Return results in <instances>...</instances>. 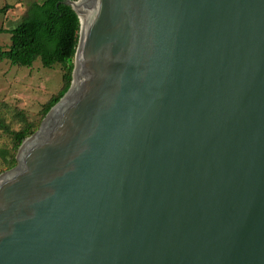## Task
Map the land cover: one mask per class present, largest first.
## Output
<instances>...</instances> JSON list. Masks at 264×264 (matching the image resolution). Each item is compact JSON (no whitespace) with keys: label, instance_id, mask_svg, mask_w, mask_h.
<instances>
[{"label":"water","instance_id":"water-1","mask_svg":"<svg viewBox=\"0 0 264 264\" xmlns=\"http://www.w3.org/2000/svg\"><path fill=\"white\" fill-rule=\"evenodd\" d=\"M68 89L0 174V264H264V0H64Z\"/></svg>","mask_w":264,"mask_h":264},{"label":"trees","instance_id":"trees-1","mask_svg":"<svg viewBox=\"0 0 264 264\" xmlns=\"http://www.w3.org/2000/svg\"><path fill=\"white\" fill-rule=\"evenodd\" d=\"M6 7L7 5L0 8V12ZM79 27L77 14L69 4L64 3V0L31 1L20 22L12 27L0 26V33H10V45L5 49L0 48V61L6 59L13 65L31 66L39 57L45 67L59 63L63 68V84L44 104L41 117L60 99L70 85ZM15 116L22 122L17 130L12 129L0 116V130L12 139V151H5L7 168L16 164L15 150L38 126L19 111L15 112Z\"/></svg>","mask_w":264,"mask_h":264},{"label":"rangeland","instance_id":"rangeland-1","mask_svg":"<svg viewBox=\"0 0 264 264\" xmlns=\"http://www.w3.org/2000/svg\"><path fill=\"white\" fill-rule=\"evenodd\" d=\"M31 1L34 0H0V8L7 5L0 12V26L12 27L20 22ZM9 45L10 33L1 32L0 48L5 49ZM62 73L61 64L56 63L51 67H45L39 57L31 66L13 65L6 59L0 61V116L12 129L17 130L22 125L19 118L15 116V112L19 111L28 120L38 125L34 131L36 132L45 117V115L41 117L44 104L59 91L63 84ZM5 151H12V139L0 130V174L10 169L5 165V157H7ZM17 151L18 148L15 150V156Z\"/></svg>","mask_w":264,"mask_h":264}]
</instances>
